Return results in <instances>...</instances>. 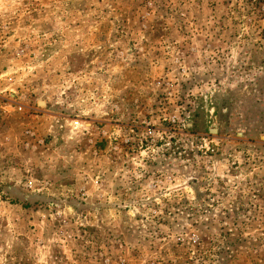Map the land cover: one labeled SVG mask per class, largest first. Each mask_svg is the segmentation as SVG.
Wrapping results in <instances>:
<instances>
[{
    "label": "rangeland",
    "instance_id": "obj_1",
    "mask_svg": "<svg viewBox=\"0 0 264 264\" xmlns=\"http://www.w3.org/2000/svg\"><path fill=\"white\" fill-rule=\"evenodd\" d=\"M0 264H264V0H0Z\"/></svg>",
    "mask_w": 264,
    "mask_h": 264
}]
</instances>
